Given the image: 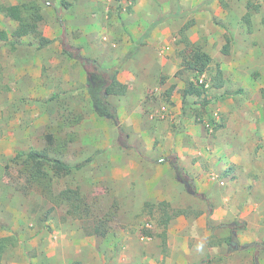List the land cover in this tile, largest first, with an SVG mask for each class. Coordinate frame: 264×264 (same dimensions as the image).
<instances>
[{"label": "rangeland", "instance_id": "1", "mask_svg": "<svg viewBox=\"0 0 264 264\" xmlns=\"http://www.w3.org/2000/svg\"><path fill=\"white\" fill-rule=\"evenodd\" d=\"M89 2L0 0V6L5 7L37 4L43 17L38 27L40 37L0 39V262L47 264L56 247L61 254L74 251V233L80 240L86 233L99 240L116 230L126 234L117 242L132 241L137 245L134 248L139 247L137 261L126 260L124 264H150L145 259L144 243L148 240L143 239L161 238L165 212H193L192 207L172 208L167 201L138 208L129 203V189L141 183L133 178L144 172L135 166L139 160L136 152L125 148L132 139L130 127L122 126L119 119L125 128L120 130L119 124L99 117L91 105V62L113 74L144 55L143 59L149 57L157 66L163 64L165 72L173 69L174 76L161 72L147 84V103L158 106L144 110L142 126L152 131V137L156 125L167 136L169 132L177 134L184 121L192 122L199 129V147L210 155L215 146L231 141V151L240 162L217 163L210 171L216 184L214 194L224 187V178L231 182L240 179L236 192L243 188L252 200L258 196L262 200L261 222L260 215L252 213L241 219L239 214L231 228H212L211 244L223 246L224 251L208 256L209 264H264V0H251L257 9L250 10L249 0H96L94 12L85 10ZM81 9L82 13L77 12ZM29 11L28 16L35 13ZM248 12L250 24L244 20ZM17 26L0 11V31L11 34ZM40 38L52 43L41 48ZM227 42L229 53L224 54ZM192 48L211 57L201 76L184 68ZM218 67L223 87L219 86ZM192 81L205 84L202 97L184 98V89ZM179 84L183 86L177 91L180 114L172 111L169 98ZM125 94L107 99L117 108ZM243 120L247 126L255 124V134L248 128L238 132ZM154 139L155 148L167 140ZM160 151L158 148L155 159L164 158L166 163L169 158ZM31 152H44L71 166L89 159L92 163L70 176H56L45 168L37 177L26 164ZM158 171L154 166L151 173L160 175ZM171 176L174 183L185 185L175 173ZM70 192H78L82 202ZM67 194L73 198L68 199ZM163 203L169 207L164 208ZM76 204L79 209L74 211ZM204 207L202 214L208 215ZM97 226L101 230L94 235ZM105 253L107 257L108 251ZM106 257L103 264H120L116 254L108 260ZM53 258L54 264H63L57 255ZM88 264H94V259Z\"/></svg>", "mask_w": 264, "mask_h": 264}, {"label": "crops", "instance_id": "2", "mask_svg": "<svg viewBox=\"0 0 264 264\" xmlns=\"http://www.w3.org/2000/svg\"><path fill=\"white\" fill-rule=\"evenodd\" d=\"M95 1L91 0V2L86 4L85 10L94 12L96 7ZM134 10H136V7H134ZM83 11L84 9H81L77 12L82 13ZM79 17H81V14ZM152 38L155 39L156 35L153 34ZM89 44L93 43L89 42ZM143 56L140 55L126 63L122 67V71L118 73L119 82L128 86L127 93L118 101L119 104L116 108L121 125H128L127 127H130L132 134L130 145L125 146V148L136 152L139 160L135 166L144 171L138 172L136 174L137 177L133 178L134 181L141 183L140 185L138 184L137 188L129 189V194L132 197L129 203L131 205L134 204L137 208L149 203L154 204L162 201H167L172 208L176 209L192 207L193 212L181 215L170 221L167 227L165 247L162 245V238L160 237L149 236L143 240H148L144 243L146 244L145 254H147L145 259L150 264H156V261H161V264L162 262L166 264H196L208 256L213 257L224 251L223 246L211 244L210 242L213 227H220L222 231H225L232 227L230 225L234 224V220L239 214L241 219L249 217L252 213L256 216L260 215L259 221L261 222L263 217L261 215L263 214L262 200L259 199V196L254 197L252 200L243 188L238 189L236 192V185L239 187L238 185L241 183L240 179L236 182H231L229 178H224V185H222L224 187L219 188V193L214 194L213 188L216 184L213 182V177H211L213 172L210 171H213V168L217 167V163L224 165H230L231 163L238 164L240 158L237 154L233 155L231 141L224 142L223 145L219 142L223 147L215 146L216 149L211 155L204 148L199 147L202 144L198 134L199 129L192 122L187 123L184 121V127L177 134H175L176 132H169L167 136L161 130L162 128L156 125L154 136L159 139L167 138L165 145L160 144L158 148L162 150L160 151L161 153H165L164 155L169 160L165 163L164 158L155 159L159 152H157L158 148L154 147V136H151L152 131L150 133V129L142 126L143 123L140 121L144 110H152L158 106L155 103H147V84L162 73H168L170 77H173L174 71L172 69L171 72H165L166 69L163 64L157 66L149 57L143 59ZM93 66L101 69L95 62H91L90 67L93 68ZM173 84H176V82ZM171 87L169 89H172ZM182 87V84H179L178 88L172 94L170 93L169 96L174 113H181L182 107L177 91ZM138 117L140 118L138 119ZM260 118L263 121V117L261 116ZM244 123L245 121L243 120V124H239L238 132H243L248 128L250 133L255 134V124L252 123L247 126ZM118 124L120 130L125 129L120 125L119 120ZM223 133L227 135L229 133L228 129H225ZM153 148L157 149V151ZM198 148L200 149L198 150ZM224 165L223 169L225 168ZM154 166L157 167L158 172L161 171L160 175L159 173L157 175L151 173ZM176 169L181 171L182 176L188 177L192 181L194 193H188L186 184H176L173 182L171 173H175L176 175ZM133 172L134 170H132L131 175H133ZM160 185L166 186L165 189L158 188ZM182 185L183 187L185 186V190L181 188ZM204 205H206L208 215L202 214L205 208ZM256 226L258 230L261 227L259 223ZM73 235L75 236L72 241L76 245L74 251L70 252L71 250H68L66 253L61 254L56 247L55 251L52 250V255L48 256L47 264H54V255H57L61 261L63 260V264H68L67 258H71V256L75 257L74 261L79 260L83 264H88L93 259L94 264H103L106 257L105 251L109 253L106 257L107 260L116 254L115 260L120 264L126 263V260L137 261L135 256L138 255L136 253L139 251V247L134 248V246H137L134 245L136 243L132 241L124 243L122 240L117 242L121 236H126L124 232L120 233L114 230L105 238H99V240L87 233L82 235L81 240L77 238L78 234L74 233ZM57 246H59L58 243ZM118 247L120 248L117 253L116 248ZM127 249H129L130 255L128 259L126 257ZM141 254L144 253L141 252ZM0 264L4 263L0 262ZM113 264H115L114 261Z\"/></svg>", "mask_w": 264, "mask_h": 264}, {"label": "trees", "instance_id": "3", "mask_svg": "<svg viewBox=\"0 0 264 264\" xmlns=\"http://www.w3.org/2000/svg\"><path fill=\"white\" fill-rule=\"evenodd\" d=\"M248 2V10L252 8H256L251 3V0ZM30 9H33L35 13L33 15L30 14ZM0 11H2L7 17L11 18L12 20L16 21L18 23L17 28L12 32L11 34H8L7 32L0 31V39L3 41H9L11 38L17 40L21 39L26 36H38L40 37L39 32V23L42 21L43 17L41 14L40 7L37 4H23L21 6L19 5H12V6H0ZM249 12L244 16V20H246L247 23L250 22L249 19ZM250 24V23H249ZM40 45L39 47H47L52 43L51 40L46 38H40ZM224 54L229 53V46L228 42L223 46L222 49ZM211 63V57L201 51L198 48H192L191 53L187 60L184 61V68L187 71L195 73L196 76L203 75L207 69L209 68V64ZM94 70L91 71L90 74V81L88 85V94L90 97L91 105L95 113L102 118H109L116 124H118V113L116 107H114L107 99L110 95H124L126 92V86L120 84L117 78L118 72L115 71L113 74L109 72H104L102 69H98L97 67H94ZM177 77V74L176 76ZM217 77L220 79V87H223V79H222V72L220 68L218 67ZM205 84H197L194 81L189 82L184 89L183 96L184 98L187 96H197L202 97V95L205 92ZM173 89V88H172ZM48 141L51 142V136H48ZM92 160L89 159L86 162L82 164H77L74 166L68 165L58 159H52L44 152H31L27 156L26 164L31 165L32 167V174L34 176H41L43 173V170L49 169L54 173L56 176H70L74 172L80 171L88 164H91ZM176 175L177 178L185 182L187 186V190H189V193H194V185L192 181L185 176H182L181 171L179 169H176ZM75 200L78 201V203L82 202V198L78 194V192H70ZM68 195V194H67ZM68 195V199H71L73 197H70ZM76 202L74 201L73 204ZM164 208H168L169 205L166 203H163ZM79 209V205L74 206V211H77ZM188 211H175L173 210L172 214H168V212H165V222L164 228L165 231H163L161 238H162V245L165 247L166 245V235H167V227L169 222L177 218L181 215H187ZM100 227L97 226L93 233L94 235L99 234ZM211 263V258L207 257L205 259L200 260L196 264H209ZM69 264H82L80 261H73Z\"/></svg>", "mask_w": 264, "mask_h": 264}, {"label": "water", "instance_id": "4", "mask_svg": "<svg viewBox=\"0 0 264 264\" xmlns=\"http://www.w3.org/2000/svg\"><path fill=\"white\" fill-rule=\"evenodd\" d=\"M231 244H232V245H234V246L236 245V243H235V242H233V241L231 242Z\"/></svg>", "mask_w": 264, "mask_h": 264}]
</instances>
